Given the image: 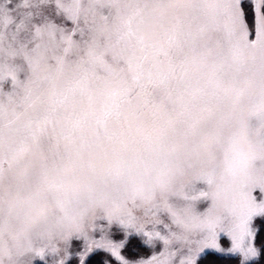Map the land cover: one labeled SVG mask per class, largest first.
Listing matches in <instances>:
<instances>
[{
  "label": "snow or ice",
  "instance_id": "1",
  "mask_svg": "<svg viewBox=\"0 0 264 264\" xmlns=\"http://www.w3.org/2000/svg\"><path fill=\"white\" fill-rule=\"evenodd\" d=\"M0 264H264V0H0Z\"/></svg>",
  "mask_w": 264,
  "mask_h": 264
},
{
  "label": "trees",
  "instance_id": "2",
  "mask_svg": "<svg viewBox=\"0 0 264 264\" xmlns=\"http://www.w3.org/2000/svg\"><path fill=\"white\" fill-rule=\"evenodd\" d=\"M261 222H262V221L258 218L257 221L255 222V226H256L257 228H259Z\"/></svg>",
  "mask_w": 264,
  "mask_h": 264
}]
</instances>
